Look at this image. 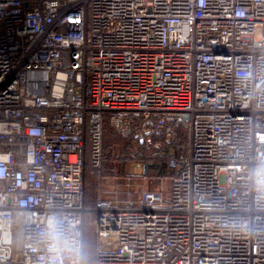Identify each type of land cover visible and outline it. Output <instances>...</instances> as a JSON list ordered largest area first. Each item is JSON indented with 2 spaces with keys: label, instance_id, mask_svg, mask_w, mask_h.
Segmentation results:
<instances>
[{
  "label": "built area",
  "instance_id": "1",
  "mask_svg": "<svg viewBox=\"0 0 264 264\" xmlns=\"http://www.w3.org/2000/svg\"><path fill=\"white\" fill-rule=\"evenodd\" d=\"M107 127L184 134L169 187L136 158L88 209ZM262 166L264 0H0V264H264Z\"/></svg>",
  "mask_w": 264,
  "mask_h": 264
},
{
  "label": "trees",
  "instance_id": "2",
  "mask_svg": "<svg viewBox=\"0 0 264 264\" xmlns=\"http://www.w3.org/2000/svg\"><path fill=\"white\" fill-rule=\"evenodd\" d=\"M185 135L182 134L180 139H174L166 145L161 151L146 150L142 155L134 157L131 154V141L129 139L116 138L107 127L104 132V155L100 168L93 166L89 156L86 160L85 183H86V206L95 207L99 177L123 176L127 174L128 163L133 162L136 158L144 160L147 165V174L152 179L170 178L176 175L178 168L171 167L169 160L172 156H183ZM94 246V248L92 247ZM91 247L95 252L96 241L93 234L92 244L86 243V255ZM87 257V256H86Z\"/></svg>",
  "mask_w": 264,
  "mask_h": 264
},
{
  "label": "rangeland",
  "instance_id": "3",
  "mask_svg": "<svg viewBox=\"0 0 264 264\" xmlns=\"http://www.w3.org/2000/svg\"><path fill=\"white\" fill-rule=\"evenodd\" d=\"M257 36L260 37L262 35V29L261 28H258L257 29ZM115 136V135H114ZM116 138H123V137H119V136H115ZM125 139V138H123ZM135 160L133 162H130L128 163V166H127V171H125V173L127 174L126 175H123V176H113V177H110V178H100L99 177V182H98V188H97V195H98V190H99V184H100V181L102 180L103 182V186L104 187H108L109 189H113V188H116V187H120L122 184L126 183L129 179L135 184L134 188L137 190L138 187L140 185H138V183H141L142 181V178L140 176V171L139 169L135 166L134 164ZM151 182V186H153L154 188H156V186H160V188H162V184H163V188H167L169 187L171 181H170V178H165L163 179V182L161 183V185L157 182L156 179H153ZM85 187H86V183H85ZM97 198V197H96ZM88 209H94V207H91V208H88ZM90 221V220H88ZM85 238H86V242L85 243H88V245L90 246L92 244V240H93V233H92V229L90 226L87 227L86 231H85ZM94 248V246H92ZM91 247L90 250L92 251H89V253L86 255L85 253V258L87 260V262H93L94 261V258H95V252L93 251L94 249ZM86 251V249H85ZM87 256V257H86Z\"/></svg>",
  "mask_w": 264,
  "mask_h": 264
},
{
  "label": "clouds",
  "instance_id": "4",
  "mask_svg": "<svg viewBox=\"0 0 264 264\" xmlns=\"http://www.w3.org/2000/svg\"><path fill=\"white\" fill-rule=\"evenodd\" d=\"M258 183L264 184V166L257 173ZM50 236L54 246H58L59 243L64 239L58 221L52 220L50 225Z\"/></svg>",
  "mask_w": 264,
  "mask_h": 264
},
{
  "label": "crops",
  "instance_id": "5",
  "mask_svg": "<svg viewBox=\"0 0 264 264\" xmlns=\"http://www.w3.org/2000/svg\"><path fill=\"white\" fill-rule=\"evenodd\" d=\"M105 178H110V177H105ZM102 182H103V181L101 180V181H100V185H101V186L103 187V189H104V195H105V196H109V194L107 193L108 190H109V188H108V187H104Z\"/></svg>",
  "mask_w": 264,
  "mask_h": 264
},
{
  "label": "water",
  "instance_id": "6",
  "mask_svg": "<svg viewBox=\"0 0 264 264\" xmlns=\"http://www.w3.org/2000/svg\"><path fill=\"white\" fill-rule=\"evenodd\" d=\"M148 122H150V121H148ZM147 133H149V131H147Z\"/></svg>",
  "mask_w": 264,
  "mask_h": 264
}]
</instances>
